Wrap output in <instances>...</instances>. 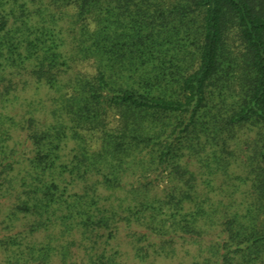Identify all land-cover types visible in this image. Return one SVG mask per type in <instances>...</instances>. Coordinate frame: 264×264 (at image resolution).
I'll return each mask as SVG.
<instances>
[{"label": "trees", "instance_id": "obj_1", "mask_svg": "<svg viewBox=\"0 0 264 264\" xmlns=\"http://www.w3.org/2000/svg\"><path fill=\"white\" fill-rule=\"evenodd\" d=\"M60 1L95 26L68 42L0 9V264H78L80 247L83 264L142 263L186 239L190 264H264V0H174L166 19L152 0ZM17 75L31 97L11 94ZM242 134L244 180L215 188Z\"/></svg>", "mask_w": 264, "mask_h": 264}, {"label": "rangeland", "instance_id": "obj_2", "mask_svg": "<svg viewBox=\"0 0 264 264\" xmlns=\"http://www.w3.org/2000/svg\"><path fill=\"white\" fill-rule=\"evenodd\" d=\"M152 8L154 9L153 11H151L152 14H156L157 19H166L167 18V8L171 5L172 2H174V0H152ZM59 2H61L59 0ZM48 3H50V0H0V9L4 10L9 17V23L13 22V19H15L14 14H20L22 18L27 19V21H29V19L33 20V24H34V28L40 27V26H56L57 30H60V25H63V29L59 31H57L56 33L59 34V36L65 38L66 40L69 41H74L73 38H77L80 36V34H82L83 30L82 27L85 26L88 23H90V27H94L95 24L93 22V20L91 18L88 19H83L82 17H79V15L77 14V10L74 9L72 7V5H67L65 3H63L64 5L61 7L59 5L52 6L51 3L49 5H47ZM157 3H159L158 5H156ZM151 4V3H150ZM50 7V9H46V7ZM158 6L161 9H158ZM163 9V10H162ZM22 10L25 11L26 13L29 14V16H27L26 14H22ZM14 13V14H13ZM20 18L18 19V23L20 22ZM173 23L169 28H173L174 27ZM181 25H177L178 28H180L178 31H175L174 29H169V33L166 34L168 36V39L171 40L170 43V47L171 50H175L178 49V53H179V57L182 58V56L185 55L186 60L189 63L190 60V56H188L187 51L188 50H193V45L190 44V41L187 40L186 38V31L184 30V28L180 27ZM35 33L32 35H35L36 33H39V30L37 32L34 31ZM180 32V33H179ZM164 35V34H163ZM191 40V38H190ZM184 46V49H180ZM235 46H238V43L234 44ZM232 48L234 49V47L232 46ZM232 48H230V50L228 51V59L229 60H234L231 61L230 65L232 64V67L229 69L231 72L235 74L236 76H238L240 73V69L241 67L239 65H237V62H239L236 58H235V49L233 50ZM182 59H180L181 61ZM21 77H19V75L13 77V87L10 89L11 94L13 93H17L20 94V96L22 97H31V94H29V92H27V90H25L23 88V83L20 80ZM19 82V83H17ZM8 84L7 80H0V99H1V95H2V91L4 88V85ZM4 92V91H3ZM11 94H7L8 96H10ZM215 103V102H214ZM212 104V103H211ZM16 108L13 109V112H18V111H22V109H20V104L16 103ZM1 100H0V110H1ZM111 118V117H110ZM243 135V134H242ZM246 137L243 135L240 139H239V144L237 146H235V148L231 147L233 149V155L235 154V159L231 160L230 166H227V169L225 170V172H223L222 170L219 171L220 173L218 174L217 177H213L212 181H213V185L214 187H218L220 186V184L223 182H236V183H241L244 180V176H245V170L243 168V157H244V149L246 147ZM207 148V146H206ZM227 157L231 158L232 156L230 155H226ZM199 165H203L204 163H200L199 161H197V163H195L192 167L194 169H199ZM212 165V164H211ZM201 169H203L204 171L207 172V170L202 167ZM212 177V176H211ZM167 183V179H165L163 182H161L159 185L160 187L165 186ZM227 184V183H226ZM229 187H231L230 184H227ZM240 185V184H238ZM204 186V185H203ZM223 188H221L223 191H212L211 195L215 198V197H220V195H225V196H229L228 191H226V186H222ZM205 190L208 192V187H203L202 190ZM247 186L246 185H240L238 190L235 191L233 193V196H236L235 198L238 200V202H242L243 200H247V194L248 192L246 191ZM210 194V193H209ZM119 195V193H118ZM210 195V196H211ZM222 197L224 199L228 198V197ZM212 228V229H211ZM210 230L207 232V234H205L201 240V242L203 244L205 243H210L211 241H215L217 239H219L218 237V232H219V226H215V227H211ZM125 231L122 228L119 229V232L117 234V237L112 241L114 244V248L116 250H122L124 252V243H126V238H125ZM46 231H41L38 233V239L39 240H43L44 236H45ZM54 243V241H53ZM122 243V244H120ZM175 248L177 251L172 252V250H170L168 248V250L166 249V251L159 257V256H155L154 258L151 259H147L144 262H138L135 261L133 262V258L128 254L127 257L124 259L123 256L124 254L121 256L122 259V263L123 264H190L192 263V257L193 254L198 253V252H202V247L200 245H198V243L194 242L193 240L190 239H186V241H182L180 240L179 243L175 244ZM83 251V248H76L75 250V257H77V263L78 264H83L82 263V258H81V252ZM122 252V253H123ZM56 264V263H55ZM59 264V263H58Z\"/></svg>", "mask_w": 264, "mask_h": 264}]
</instances>
